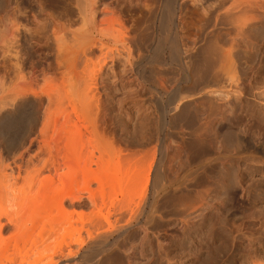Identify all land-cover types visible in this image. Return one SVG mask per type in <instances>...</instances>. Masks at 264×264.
<instances>
[{"label":"rangeland","instance_id":"obj_1","mask_svg":"<svg viewBox=\"0 0 264 264\" xmlns=\"http://www.w3.org/2000/svg\"><path fill=\"white\" fill-rule=\"evenodd\" d=\"M62 1L61 0H10L9 7L7 9L8 11H10V13L11 12L13 13V11L16 12V15L13 13V17L15 15V17L18 18V20H17V18H16V20L19 21V22H17L18 23V26H17L18 28H16L17 31L15 30L17 32V36H19V37L14 36L15 39L17 38L16 39L17 41L13 38L14 42L15 41L16 42H15V46H12L13 48L15 47L14 52L16 51V53H13L15 56L13 57V55H12V57L13 58L16 57L15 60H18V61L20 58V61L17 62V65H18L17 67L20 70H17V68H16L15 70H17V71H14V68H15L14 65L15 64H13V63H16V62L14 60H12L10 57L11 55H9L7 53L8 52V46H7V48H4V46L8 45V44L5 43V45L3 46L4 43L3 44L0 43V62L3 63V61L5 59H7L5 61H8V59L10 58L9 61L11 64L8 63L9 61L7 63L14 67V68H12V66H10L11 69L13 70L12 71L10 69L9 65L5 61H4L5 63H3V64L1 63L2 65L0 64V66H1L0 67L1 68L0 83H4V86H2V84L0 85L1 87H4V89L1 88V90H0V93H1L0 94V103L5 102V100L7 99V102L9 100H11L10 103L12 102L13 104H18L17 102H19L21 100L20 97L25 95L27 98L30 96L29 102L31 104L27 102L28 99H25L27 101L24 103V104H26V103L28 104V106H27V104L25 105L28 109L26 107L24 109V114L26 116L22 113L24 117L21 115L22 117H20V118L24 119L25 121L27 120L26 121L27 123L30 120L29 123H31V124L29 126L34 125V127L31 126L30 129H29L28 125H25L26 128L24 126H22V127L20 126L21 129H17V130L14 129L15 131L12 128V129L8 130L9 132L7 131V128L5 126L7 123L6 124H5V122L1 123V126H0L1 127L0 130H3V133H5V136H4V134H3V136H2V134H0V151H1L0 155L2 154L1 158H0V172L2 171L1 172L2 174L0 173L1 174L0 177L2 179H0V180H4L6 178L7 180L5 179L3 181V182L8 181L6 184H8L10 181H12V183L10 182V184H8V185H11L10 190L12 192L15 191L14 193L16 195H19V197L21 196V198H19L18 196H16L15 194H13L11 191L8 190L12 196V199L14 198L13 200H15L12 203L14 204V202H15L18 205L20 204L22 207V203H21L22 200L21 199H22V197L25 196L23 191L25 192V194L29 193V195H30L31 193L27 192L26 190L30 191L31 189L34 188L35 185H36L35 188L37 189L38 183L41 184L38 179L35 180V178H34V180L37 182L33 181L35 184L32 182L34 184V186L32 184L33 188L32 187H31V189L27 188V187H30L31 185H30L29 181H27L29 183V186L26 185L27 184L26 180H28V178H23V177H25L24 175H27L26 172H23L24 174L22 173L21 177L17 175L18 171L16 169V166H13V165H15V160H16L18 154H20L23 150L26 149L25 144L26 145L29 144L28 142H30L31 137L35 136L34 132H37L38 129H40L41 123H45V121H46V123H49V124L51 123L50 124L51 126L49 125L51 128L49 127L48 131H50V132L52 131V132L49 133V136L52 135V133H53V130H50V129H53L54 123H56V122L57 123L58 122L59 123H63V122L66 123L67 120L65 118H69V117L61 116V113L63 111H66L65 110V108H66L67 112L65 113V115L66 116L71 115V118H72V119L69 118V121L71 119V122L67 121V123L68 124L69 123L70 124L71 123H74V124L77 123L78 124V126H76L77 129H78V127L82 126V128L79 129L81 131L83 130L82 134H84L86 131H88L85 128L88 125H89L88 126L89 130L91 129V126H92L91 123H98V125H100L99 127L102 129V131L100 132V129H99L98 135L95 134V137L90 136L92 134L91 133L88 137L87 133H85V136L87 135V138L88 139L90 138L89 142L93 138L98 139L97 141L101 140V142H100L101 143L100 145L102 146L101 151L103 150V154L106 155V157H105L106 161L110 162L112 165H114V164L119 165V168L121 171L120 177L124 181H122V186L120 188L121 191H119L117 189L118 190L117 193L119 195L118 196L119 201L123 200L122 199L123 198L122 193L124 195H126L127 199L129 198L128 201L126 202V204H128V202H129L128 205H130L131 207L130 206L128 207V205H127V206H125L126 209H124V212L126 210V213L129 216L128 219H130L131 215H133L134 218L132 217V220H136V218L138 216H141L143 213V219L141 221V224L140 225L138 224V226H137L138 228L136 227L135 229H133L127 237L122 239L121 242H123V243L120 242V247H122V252H123L120 254L121 258L123 260V261H121L122 264H125V263L128 264V262H129V264H186V263L187 264H205L204 261L206 259V255H203L202 253L207 250L206 245L210 240L209 239L210 233L208 232V230L214 224L212 227L216 231V229H218V227H219L218 222L221 223V221H223V223H225L224 224L225 230L233 231V229L237 226V227H241V229L245 235H247L248 237L251 236L250 237L251 240L249 242L247 241V239H244L245 244L242 246L243 248L241 247L240 251L245 250V247L249 246V244H251L252 246L255 245L254 247H252V249L255 250V248H257V250H259L258 251L259 253H258L257 257L255 259H253V262L255 264H264V226L261 223V221H264V211H263L264 210V42H262L259 39H258L259 42L258 41L255 42V45L256 44H258V45H256L257 52L255 53L256 54L255 58L252 60V62L254 61L252 63V69L249 70L247 68L248 66L247 65L245 66L243 64L245 66V68L243 66V69L246 71H244L245 73H243L242 77H240V74L238 73V70H237V74L235 75L236 77L234 80H237V82H238L239 78L244 79L241 81V83H243V90H244V91H242L241 99L239 98V100H237L239 97V94L232 92L233 90H227V92L225 93L226 95L225 94L223 95V98H222L223 101H221L220 103H226V104L228 103L229 104V106H227L225 109L226 112L224 113L225 117L229 119L228 120L224 117L228 121L227 122V121H224L225 119L223 120L222 116L220 117V114H218L217 112L215 113V115H213V113H212L213 116L210 117L211 112L209 113L208 111H206V109L209 110V107H207V105L210 101H208V98L205 99V97L202 96L204 93L196 94L194 96L189 95L192 84L186 78V77H189V74L187 73V71H185L187 69L186 64H189L190 62H192V59L196 60L195 56L202 53V51H204V47L206 48L207 46L204 45V47H202L203 45H198V47L197 46L194 47L193 45L191 46V44L188 45L189 44L188 42H185V44L188 43L186 45L183 44L184 42L183 43L179 42L177 46L171 45L172 46L171 47L170 44L168 43L163 48L159 47L157 44V40L159 38V35L162 33L161 30H163V29H161L162 28L161 20L158 19L160 17H157V19H150L149 20L150 23H148L144 27L145 30L142 27V29H140V31L133 32V28H134L133 25H135V24H133L130 21V18H128L127 14L125 12L122 13V11H120L121 13L118 14L120 21L123 20L121 22H124V23H121L119 21L121 23V25H120V23L119 24L117 23V21H118L117 18H115L117 20V21L115 20L116 21L115 23H117V24H114V20H112L113 15L111 13L100 15L102 18L99 17L98 21L99 20L102 21V19H103L105 24L106 25L108 24L107 28H108L110 22H111V24L112 23L113 24L112 25L110 24L109 28L105 29L106 25L102 22V25L105 27H102V25H101L100 29H98L100 32V30L102 28H104L105 29L104 33L108 32L106 39H104L105 37L103 36V32H100V33H102V35H99L100 33L96 32V36H95L96 42L98 41V39L99 40L101 39L104 42L103 44L106 46V50H103V49L100 50L101 52L102 51L105 52V54L103 52L100 53L98 47H100V46H101V48H102V46H103V48H105V47H104V45H101L99 43L101 41H98L97 43L99 45L96 43L95 46H93L95 48H92L93 51L95 50V54H93V57H92L93 62L91 61L93 65L89 61L91 64L89 66L90 69L87 68L89 64H86V63H89L87 61V59L91 60L90 55L93 53V51H91L92 53L89 52L91 54L88 55L89 56L88 58H85L84 69L86 67V71L88 70L87 74L90 70L93 73V75L90 74L91 72H89L87 77H89L90 79L88 78V80H87V77H86V80H85V76H82V75H84V72H83V74H82V72L81 73L77 72V73L82 74L81 76L84 77L85 81L83 80L81 82V84L83 86L82 85H81L82 87L79 86L80 88L77 86L78 84H76V87L78 88V90L75 89V92L76 91L81 92L82 90L84 92V89L87 87L86 84H88V83L89 84L91 83L93 85L90 84L91 89H90V87H88L89 89H88L87 93H86V90H85V93H83L84 96H85V94L87 95L85 97H87V100L89 102L86 100L85 97L84 98L82 97L83 95L81 96L82 92L81 93L76 92L78 94V96L76 93H74L75 94L74 96H76V98L78 100V101L76 100L78 103L76 102L77 106H75V107H77L78 109H80V107H81V109H80L81 111L80 110L77 111L78 110L77 108H76L77 110L75 109L76 110L75 111L74 108H72V105H69V103L70 104L72 103L73 105H75L74 104L75 100H74V102H72V99L67 101V100H65L67 97L64 96V94H63V91L65 93V90H66L64 88L70 89L72 86L71 84L74 83V82H72L71 78L74 77L73 74L75 72L73 74H72V72L69 73L70 70L67 67L69 64H66L65 67H63L62 65L65 64V63L63 64V62H64L63 60L60 61V63H62V65H60V63L57 64L59 61L55 60L57 58L60 59L56 55L59 53V52L57 53L58 48H56L58 45H56L57 44L56 42H55L56 44L54 42L52 43V41H54V39H53L54 34H52L53 29L50 25V21L48 18L49 15L52 17H54V15L55 16L57 15L56 17H58V15H59V17L62 18V16L60 15L61 14L60 12H62L64 10V3ZM98 3H100V4H98ZM98 3H97V7L100 9H104V8H106V9L110 8L111 9V7H109L110 4H108L109 0H106V1L105 0H99ZM99 5H100V7H99ZM103 5H104V7H103ZM15 8H16V10H15ZM59 9H60V11H59ZM43 10H44V12H43ZM40 11H42V12L40 13ZM31 12H32V15L30 14ZM51 12H52V14H48ZM0 13H1V10H0ZM43 13H46L45 15H46L47 21H49V23H48L46 21V19L44 18L47 24L45 22H42V21H44V19H41L42 16H44ZM19 14H27V16L25 15L26 16L25 17L24 15H19ZM34 14H35V16H34ZM41 14H43V15H41ZM123 14H125V15H123ZM138 14L139 13L136 12V14H134V16H133L135 19L134 22L136 20H138V18L141 19L143 16L142 14H139V15ZM17 15H19V16H17ZM105 15H108V16H105ZM20 17H21V19H20ZM33 17H37L36 23H35V21H33V19H32ZM113 17H116V16H113ZM26 18H29V19L26 20ZM72 18H73V16H72ZM109 18L111 19L110 21H109ZM107 20L109 21V23ZM106 21H107V23H106ZM151 21H153V22H151ZM20 22H21V24H20ZM154 22H155V24H154ZM26 23H28V24H26ZM42 23H44V26H46L45 27L46 30L43 29L44 28V27H42L43 25L41 26ZM122 24H124V25L122 26ZM25 25H27V26H25ZM48 25L51 28H49ZM118 25L120 27H118ZM22 26H25L26 28L22 27ZM0 27L2 28V26H0ZM114 27L116 28V30ZM123 27H125V28L123 29ZM1 28H0V30H2ZM40 28H42L43 30L42 29L40 30ZM121 29H123V30H121ZM39 31L41 34H39ZM110 31L111 32L113 31V32L110 33ZM146 31H149V32H146ZM189 31H191V33L194 32L192 30H189ZM31 32H33V33H31ZM34 32H36V34L37 33L38 34L35 35ZM44 32H45L44 35H46L47 37L43 36L42 33H44ZM118 32H119V34H118ZM177 32H178L177 34L179 35V37H181L180 39H182V37L185 38L187 33L188 34L190 33V32H188V30H187V32H186V30H183V33H182V30L177 31ZM127 33L129 34L130 38L131 37L134 38V36H135V38L137 40L135 42H130V43L128 42L127 43V38L129 39V36H127L128 35ZM181 33H182V35H181ZM113 34H115V35H113ZM134 34H136V35H134ZM0 35H1V32H0ZM31 35H33V36H31ZM97 35H98V37H97ZM104 35H106V34H104ZM117 35H118V37H117ZM101 36L104 38L102 39ZM112 36H114V37H112ZM48 37H50L49 38L50 40H48ZM123 37H124V39H123ZM141 37L143 38V40ZM148 37L149 38L151 37V38L147 40L146 38H148ZM45 38H47V39L45 40V42H43ZM125 38H126V40H125ZM140 38H141V40H140ZM8 39H10V38H8ZM8 39L6 42H9V43L13 42V40H10V41H12V42H10V41H8ZM112 39H113L114 43L112 42ZM116 39H118V41ZM121 39H122V41H121ZM138 39H139V41H138ZM3 40H5V39H3ZM47 40L49 42H46ZM124 40L126 42H124ZM105 41H106V43H105ZM43 43L44 44L46 43V45L48 44L47 46L45 45L46 48H45ZM23 44L25 45V47ZM147 44H148V46H147ZM181 44H182V46H180ZM96 45H98V47H96ZM17 47H19V48H17ZM20 47H22V48H20ZM40 47H44L45 50H44V48H40ZM179 47H182L183 50H181V48H179ZM96 48L98 49V51H96L97 50ZM124 48H126L127 50H125ZM190 48H191V50H190ZM6 49H7V52H5ZM225 49H229V48L226 47ZM10 50H11V48H10ZM41 50H44V51L42 52ZM120 50H123V51H120ZM173 50H175V52ZM46 51H48V52H46ZM176 51H179L178 52L179 54H176ZM12 52H13V50H12ZM182 52L183 53L186 52V53L182 54V57H180ZM42 53H44V54H42ZM173 53H175V55H176L175 58H174L175 55ZM3 54L8 55L7 57H9V58L2 57ZM16 54H19V56ZM27 54H29V55H27ZM107 54L109 56H107ZM45 55H46V57H45ZM200 55L202 56V54H200ZM21 56L23 58H21ZM100 56L101 57L103 56V57L101 58ZM118 56H120V57L117 58ZM199 56H197V57H199ZM109 57H111V58H109ZM161 57H162V59H160ZM2 58H4V60ZM44 58H45V60H44ZM94 58H95V60H93ZM116 58L119 60H117ZM67 60H65V62ZM120 60H121V62H120ZM41 61H42V63H41ZM56 61H58V62H56ZM83 61H84V59L80 63H83ZM94 61H96V62H94ZM180 61H182V63ZM101 62H103V64ZM104 62H105V64H104ZM233 62L235 63L234 60H232V61L224 60L221 64V67H222V68H220L221 70L223 69V71H224V69H225L226 72L230 70L228 72L229 76L227 75L228 78H230V76L234 73V68H231L233 65ZM97 63L99 65L101 64L102 68ZM36 65H37V67H36ZM57 65H58V68L63 67L64 69H67L66 70V71H68L66 73L67 75H69V74L73 75V77H71V78L67 77L71 80L70 87L64 86L62 84L67 79L66 78L64 80L63 77H66V76H64L62 71H64V72H66V71L63 68L61 71V69L57 68ZM94 65L95 66L97 65L98 67L96 66V69H95ZM183 65L186 68H184ZM4 66L7 69H5ZM82 66H83V64H82ZM82 66H81V64H79L78 67H82ZM35 67H36V69H34ZM91 67L94 68L93 71L91 70ZM99 67L101 68V70ZM193 67L195 68L196 66L193 65ZM82 68H77V71H79L80 69L83 70ZM110 68H112L113 70ZM21 69H22V71H21ZM32 69H34V70H32ZM41 69H43V71ZM226 69H228V70H226ZM37 70H39V72H40L39 74L44 73V75H42V74L41 75L46 78V79L42 78V76H41V78L39 77L40 79L39 78L37 79V80H40V81H38L39 85H38L37 81L36 82L33 80L31 81V78H30L35 71L38 72ZM44 70H45V72H44ZM18 71H20V72H18ZM94 71H95V73H94ZM223 71H221V75L225 76L226 73L224 72L225 74H222ZM231 71H233L232 74H231ZM192 72L194 74L195 69ZM15 73H18V74L15 75ZM19 73H20V75H19ZM61 73H62V75H61ZM99 73H101V75ZM140 73H141V75H140ZM152 73L154 76L152 75ZM29 74H30V76H28ZM54 75H56V77ZM76 75H79V74L75 73V76ZM5 76H7V77H5ZM69 76H71V75H69ZM79 76H77L76 78L78 79ZM190 76H193V75H190ZM244 76H246V77H244ZM19 77H20V79H19ZM59 77H62L63 81H62V78L60 79ZM146 77H148V78H146ZM153 77H155V78H153ZM25 78H27V79H25ZM76 78L73 79V81L75 80V83H76V81H78ZM1 79H3V80H1ZM23 79H25V80H23ZM69 79H67V80L70 82ZM79 79L81 80L82 78H79ZM100 79H104V80H100ZM41 80L42 81L44 80L45 84L42 83ZM45 80L47 81V84H46ZM60 80L62 82H60ZM91 80H94V81H91ZM28 81L29 82L31 81V84H29V87L38 85L37 87L34 88V89L37 88L36 90H33V87L31 89V90L36 92V94H37L36 97L34 96L35 93L30 95L31 93H29V91H28L29 89L27 90V88H29L27 86L29 83ZM99 81H102V82H99ZM22 82H25V83H22ZM34 82L37 83V85L36 84L34 85L33 84ZM40 82H41V84H40ZM106 82H108V83H106ZM155 82H157L159 84L158 89L155 85ZM160 82H162V83H160ZM234 82L236 83V81H234ZM75 83L73 84V86L70 90V93L74 92L73 87H74ZM83 83L86 85V87L84 86ZM67 84L69 86L68 82H67ZM67 84L65 83V85H67ZM89 84H88V86H89ZM244 84H245V86H244ZM16 85H18V86H16ZM26 86H27V88H26ZM62 86H63V88H62ZM186 86H188V89ZM20 87H21V89L23 88L24 91L28 92L27 94L29 96H27V94L25 92L23 93V90L20 91ZM38 87L40 90L38 89ZM152 87H153V89H152ZM5 88H7V89H5ZM55 89L57 90L56 92L59 93V91H61V93L60 94L54 93ZM58 89H59V91H58ZM163 89H164V91H163ZM3 90L6 92H3V94H2ZM44 90H48V91H46L47 93L45 92V94H42L41 92L42 91L44 92ZM92 90H94V91H92ZM37 91H39V92H37ZM71 91H73V92H71ZM50 92L54 94L55 98L52 94H51V97H49ZM96 92H97V94H96ZM192 92L193 91H191V94H194ZM38 93L41 95L38 96ZM93 93H94V95H93ZM227 93H228V95H227ZM230 93H231V95H230ZM19 94H20V97H19ZM21 94H22V96H21ZM79 94H80V96H79ZM187 94H188V96H191V97H188ZM57 95H59V96L57 97ZM66 95L69 96L68 91H67ZM88 95H90V96L88 97ZM6 96H8V97H6ZM31 96H34L35 99L37 98L36 100L41 99L42 102L40 101L41 103L38 104L37 102H39V101H36L35 99L32 100V98H34V97L31 98ZM9 97H11V98L9 99ZM64 97H65V99H64ZM72 97H73V95H72ZM80 97L83 98V100ZM91 97L92 98L94 97V98L91 100ZM200 97H203V99ZM73 98L76 99L75 97H73ZM88 98H90V99H88ZM18 99H20V100H18ZM80 100H82V101H80ZM233 100H235L237 106L235 105V102ZM204 103H206V105H204ZM86 104H89V105L91 104V105L88 106ZM5 105L6 104L3 103V106H5ZM29 105H31V106H29ZM209 105H210V103H209ZM69 106H71V107H69ZM233 106L235 108H233ZM176 107H177V109L175 111L174 109ZM44 108H45V110H46V108H48L47 110H50V111H47V110L45 111L47 113L49 112L48 115H47V113H45V115H44ZM203 110H205V111H203ZM232 110H234V111H232ZM86 111H88V112L86 113ZM73 112H75L74 115H73ZM168 112H169V114H168ZM201 112L202 113L205 112V115H207L206 112L209 113L208 116L210 119L207 116H206V118H207L206 119L205 115L201 114ZM69 113H70V115H68ZM76 113L78 115H80L79 116L80 118L78 117L76 119V117L78 116ZM46 115L48 116V118ZM166 115L168 117L166 120H164L165 119L164 117ZM202 115H204V116H202ZM27 116H29V117H27ZM60 116L63 117L65 120L62 119ZM213 119H216V120H213ZM232 119H235L237 122L236 123H230V121ZM25 121H23V122H25ZM207 121H208V123L209 122L210 123L208 124ZM23 122L21 121V123H23ZM85 123L88 125H86ZM36 124H38L39 126ZM79 124L81 126H79ZM84 124H85V126H84ZM35 125H36V127H35ZM72 126H70V127L68 126V128H73ZM102 127H104V128H102ZM5 128H6V132H8L7 134L4 131ZM34 128H36V129H34ZM206 128L208 131L206 130ZM103 129H105V130H103ZM34 130H36V131H34ZM75 130L76 129L74 128L73 131H75ZM231 130H234L236 135H237L236 132H238V136L240 135L239 137L242 138L244 141L243 147L240 146V149L238 148L239 150H235V149L234 150H232V149L226 150L225 147L222 146L223 145L222 142H224L223 140H225V137L226 138L229 137ZM12 131H14V133ZM20 131H21V133H19ZM88 132H91V130ZM99 134H101V136L103 138L101 136H99ZM53 136H51V137H53ZM87 138H85L83 136V140L87 139ZM104 138H106V139H104ZM32 139H33V137H32ZM95 139H93V140H95ZM108 140H110L111 142ZM89 142H88V146H89ZM86 144H87V142H86ZM90 144H91V142H90ZM92 145H95V143L93 144V141H92ZM95 147H96V145H95ZM22 148H24V149L22 150ZM90 148H91V151H94V146H93V149L91 146H89L88 149L90 150ZM153 148H154V151H153ZM95 149H97V148H95ZM150 149H152V150H150ZM97 150H95L94 153H95V156H97V158H98L99 156H101L99 154L101 152H99L100 150L99 151H97ZM156 150H157V152H155ZM118 151H120V152L117 153ZM151 151H153V152H151ZM97 152H99V153H97ZM140 152H142L143 154L142 153L140 154ZM150 152L152 153V155L156 154V155H154L156 158H154V156H152V158L151 157L147 158L150 156ZM127 153L129 154L128 158H127V155H128ZM146 153H147V156H145ZM136 154H140V156H138V158H137V160H139V162H138L139 164H135L134 159H132L131 162H129V163L126 162V161H128L130 156L133 158V155H136ZM142 155H143V158H142L143 160L142 159L140 160V157ZM121 156L126 157L127 158L126 161H124L125 159L122 161ZM162 156L165 159V166H166L165 171H166V173H168L166 176H168V179L170 180V182L169 181L167 183L164 182L166 184H163L162 185L163 188L161 187V189L158 191V193L156 195H154L156 197L152 198V195H153V185L152 184L154 181V171L157 168V164H159L160 161L162 160L160 158ZM224 158H225V160H224ZM144 159L147 160L148 163H149V160L152 159V160H150L149 164L153 163L156 166H153V172H152L153 175H151L152 178L150 177L151 180L149 182V185H145V186L141 185V188L137 189L134 186L135 184L134 185L132 184L133 183V179H132L133 177L130 178V176L132 175V176L136 177L135 175H136V172L138 169V168L136 169V167H138V165L142 166L140 161L141 162L143 161L142 163L144 166L149 165L147 162L146 163L144 162ZM153 159H154V162H153ZM120 161L122 163H120ZM224 164L226 165L227 168L229 166H232V164H233V168L231 169V171H233L236 174V176L239 178V180L241 179L240 183H241L242 189L244 188L245 191H242V193H241V191H239L240 194L238 197L239 199L237 201L236 207L233 205L232 202L228 203V205H227V212L228 213L226 211H224V213H223L222 212L223 210H221V216H220V212L218 214L217 211H220L221 208H220V205H218L219 208L217 209V207H218L217 206L212 212L213 216H211L212 215L211 214L209 216L204 217L206 215L205 208L199 206V205H201L200 203L203 200L199 202V199H198V201H196L197 200L196 198H199V197H196V195L198 196V191L201 192L203 187L206 186L208 176H210V177L214 176V178H217L220 176L219 178L215 179L217 181L220 178H222L223 174H224L223 177H227L226 175L230 174L229 172L227 173L226 170L222 168ZM6 166H9V167H6ZM122 166H123L124 173L122 171ZM140 167L138 169V172L140 171ZM131 169L133 171H131ZM135 170H136V172H135ZM5 171H7V172H5ZM133 173H134V175H133ZM46 175H48V177H49V174H46ZM46 175H43L42 177H45ZM15 178H16V180H15ZM17 178H19L20 180ZM22 178L24 180H22ZM45 178H47V176ZM8 179H10V180H8ZM78 179H80V176L78 177ZM125 179H127V180H125ZM205 179H207V180H205ZM45 180H48V178ZM49 180H51L50 177H49ZM80 180H77V181L79 182ZM14 181H16V182H14ZM24 181L26 184H24ZM48 181L46 184V186H47L46 190L47 191L49 190L51 192L52 191L51 189H53V187H51V186H53V185L51 182H49L51 184V186L49 187ZM127 181L128 182L130 181L131 183L127 184ZM134 181L136 182L135 179H134ZM81 183H82V180H81ZM1 184H0V186H1ZM130 184H132V185H130ZM80 185H82V184H80ZM128 185H130V188L131 187L132 188L130 189ZM39 186L40 185H38V187ZM94 186H93V189L95 188L96 190H98V188H96L98 186H96V185H94ZM138 186L139 185H137V187ZM25 187H26V189H25ZM125 187H126V191H125ZM144 187H147V189ZM40 188H38V189H40ZM78 188L79 187L76 188V190H78V192L76 191L77 193L83 192L82 191L83 186L79 189ZM117 188H119V187L117 186ZM143 188L146 189V191ZM129 189L131 190V192L129 191ZM132 189H134L138 192L134 193V191ZM46 190H45V192H46ZM139 190L141 193L139 192ZM226 190L227 189L225 188L222 191H226ZM33 191L37 192V190H33ZM21 192L23 193L24 196H22ZM115 193H116V190H115ZM0 194H1V192H0ZM48 194H49V192H48ZM136 194H137V196H136ZM140 194H141V196H140ZM29 195L25 196L26 198L25 197L23 198L24 199L23 205H25V202H26L25 199H27V201H28V199L29 198L31 199V197L34 194H32L30 197H29ZM84 195H86V193H84ZM1 196H2V194L0 195V199L3 198ZM13 196H16V197H13ZM142 196L144 197L143 200H142V198H143ZM18 198H19V200H18ZM7 202H8V204L5 203L6 207L3 206L4 208H7V206L9 204H12L11 201H10V203H9V201H7ZM28 202L31 203L30 200ZM68 202H69L68 200L65 202L66 207H68L70 205V203H68ZM84 203H86V204H82V205L83 206L85 205L84 210L88 213V211H90V210L88 209L89 207L87 206V201ZM203 203H205V202H202V204ZM213 203H215V202H213ZM13 204H12V210L15 207ZM122 204L124 206V203H122ZM150 204H152V205H150ZM17 206L15 207V209H17V211H18L19 207H17ZM26 206H29V205H26ZM26 206H24V207H26ZM194 206H196L197 210H195ZM200 207H201V209H200ZM192 208H194V209H192ZM229 208H230V210H229ZM144 210L147 212H145ZM128 211H129V214H128ZM187 211H189V212H187ZM258 211H263V213L257 214ZM134 213H135V215H134ZM180 214L182 215V217ZM218 215L221 218H219ZM215 216H216V218H215ZM205 218H207V220ZM212 218H214V219L212 220ZM1 220L3 221V223H5L7 221V219L4 216ZM210 220H211V223H210ZM234 220H235V222H234ZM182 221L188 222L185 224L186 226L182 224ZM216 221H218V222H216ZM80 222L77 224V226H74V228H71L68 225L67 226L63 225V226H65V227H63L62 223H61L59 225L60 228L59 229L57 228L58 230H56V228L53 229L52 226L49 225L47 227V231L44 234L45 240H47V241L44 240L45 245L43 243H42L43 245L41 244L43 246L40 249L41 251L38 253V256H35L34 258L31 259L30 264H53V263L59 264V261H61V255H62V254H60L61 250L63 251V249H64L63 253H67L66 250L68 249V247H66V246L69 245V243H68L69 237L67 238V236L68 235L70 236V234L72 235V233H73V235H75L76 232H77V235L80 234L82 236L83 235L85 236L86 230H85V226L83 224L86 222H85V220L82 222V224ZM148 222H150V223H148ZM231 222H232V224H231ZM207 225L208 226L211 225V226L208 227ZM56 227H58V225ZM62 227H63V230H62ZM48 228L49 229L51 228L53 231L51 232V229L49 230ZM143 229L146 230L148 233H146V231H144ZM230 229H232V230H230ZM54 230H56V231H54ZM12 231H13V229L11 228V226L8 227L7 230H5L3 237L7 238V239L10 237L12 238L13 237ZM48 231H50L49 232L50 234L48 233ZM60 231H62V232H60ZM133 235L134 236L136 235V236L134 237ZM64 236H66V238ZM132 236L134 238H132ZM143 237H145V238H143ZM11 238L9 240H11ZM36 239H38L37 240L38 242L40 241V239L38 237ZM65 239H67V240H65ZM146 239H148V240L146 241ZM15 240L16 241L18 240L17 237L12 238L11 244L9 243L10 244L9 247L13 246L12 245L13 242H15L14 245L16 244ZM65 241H67V242H65ZM63 246H64V248H63ZM216 246L219 247V244L217 243V245H214L213 247L216 248ZM58 247L63 248V249L59 250ZM65 248H66V250H65ZM226 248L227 247H225V249ZM12 249L13 248H11V250H10V248H9L7 250V252L5 253L7 256L11 252V254L9 256H7L8 259H11V260L14 257H10V256H12V255L14 256V254H12V253H15L14 250H12ZM225 251H228V248ZM131 252H133V253H131ZM24 253H25V251H23V254ZM5 254H3V256L5 257V260H7ZM59 254H60V256H59ZM179 254H184L187 256H182V259L180 261L179 259L177 260V258H176V256ZM16 255H18V254H16ZM3 256L0 257V260H1V258H3V260H4ZM18 257H21V256L19 255ZM16 260L18 262L20 260V262H21L20 258H16ZM243 260H244V258H241V259H239V261L237 263L233 260H229L225 264H239V263L241 264ZM2 262L3 261H1V264H2ZM7 262H9L8 264H11L10 261H7ZM7 262H5L4 264H7ZM107 262H109V261H106V263ZM16 264H17V262H16ZM77 264H81V263H77ZM107 264H109V263H107Z\"/></svg>","mask_w":264,"mask_h":264},{"label":"bare ground","instance_id":"obj_2","mask_svg":"<svg viewBox=\"0 0 264 264\" xmlns=\"http://www.w3.org/2000/svg\"><path fill=\"white\" fill-rule=\"evenodd\" d=\"M98 1L99 0H97V1L96 0H63L62 2L64 3V10L63 11L61 10L62 12H60L61 13L60 15L62 16V18H60L59 15H58V17H56L57 15L56 16L54 15V17H52L50 15H49V17L47 16L49 18L50 25H51V27L53 29V30L51 29L53 31V33L52 32L51 33L54 34V37H53L54 41H52V43L53 42L54 43L56 42L57 44L56 43L55 44L58 45L56 48H58L57 53L58 52L59 53L58 54L55 53V54L60 59H58L56 57L57 59H55V60H58L59 61V62L56 61V62H58L57 64H59L60 61L63 60L64 61L63 64L64 63L65 64L62 65V63H60V65H62L63 67H65L66 64H69L67 66L68 69L70 70L69 73L72 72V74H73L75 72L76 74H79L80 76L79 75H76L75 76V73L73 74L74 77H73L72 74H69V75H71V76H69V75L66 74L68 72V71H66L67 69H64L62 67L66 71V72H64V71H62V68H60V67L58 68V65H57V68L58 69H61V71L63 72L64 76H66V77H63L64 80L67 77H69V78L73 77V78H71V80H72V82L75 83V80L73 81L74 78H76L77 76H79V78H82L81 80L79 78L78 79L76 78L78 81H76V83H75V85L73 87L74 92L71 91L73 93H70V90H71V88H72V86H73L74 83L71 84L72 86H71L70 89L64 88V89H66L68 91L69 96L66 95L67 94V91L66 90H65V93L63 91L64 96L67 97L66 99L64 97L65 100L69 101L70 99H72V102H74V100H75V103H74L75 105H73L72 103L70 104L68 102L69 105H72V108H74V110L77 108L75 106H77L76 102L78 101L77 98H76V96H74L75 95L74 93H76V92L79 93L80 92V91H76L75 92V89L78 90V88L76 87V84H78L77 85L78 87L79 86L82 87L83 85L81 84V82L84 80V77H82V76H85V80H86V77L88 76L89 72H91L89 70V72L87 74V71L88 70L86 71V67L84 69V66H85V58H88L89 57L88 55H90L92 53L91 51H93L92 48H95L93 46H95V44L98 41H101L99 43L101 45H104L103 44L104 42L101 39L99 40L97 38L98 41L96 42V37H95L96 36V32L97 33L103 32V36L105 38L101 36L102 39L103 38L106 39V36L108 34V32L107 33H104V31L107 28V25L108 24L106 25L105 22L103 21V19H102V21L99 20L101 22L100 23L98 21V19H99V17H101L100 15H104V14H107V13H111L113 16H116V17H113L112 16V20H114V24H117V23L119 24L121 21H123V20L120 21V18H119V15H118L119 13H121L120 11H122V13L125 12L127 14L128 18H130V21L133 24H135V25H133L134 26L133 32L140 31V29H142V27L144 28L148 23H150V21H149L150 19H157V17H160L158 19L161 20V24H162L161 25L162 26L161 29H163V30L160 29L162 31V33H161L162 35L160 34L161 36L159 35V38L157 40V44H158L159 47H162L163 48L168 43L170 44V46L171 45L177 46L179 42H182V43L184 42L183 44H185V42H188L189 44L188 43H186V44H188V45L191 44V46L193 45L194 47L195 46L198 47V45H203L202 47H204V45L207 46L206 48L204 47V51H202V53H200V54H202V56L199 54L201 57L199 55H197L200 58L197 57V56H195L196 60H194V59L191 58L192 59V62L189 61L190 62L189 63L190 65L189 64H186L187 65V69L185 71H187V73L189 74V77H186V78L192 84L189 95H193L194 96L196 94H200V93L202 94V93H204L202 96H204L205 99L208 98V101H210L209 102L210 105H209V103L207 105V107H209V110L206 109V111H208L209 113L211 112L210 113V115H211L210 117H212L213 115H215V113L217 112L218 114H220V117L222 116V119L223 120L226 118L225 115H224V113L226 112L225 109H226L227 106H229V104L228 103L227 104L226 103H220L221 101H223L222 100L223 95L227 92V90H233L232 92H235L236 94H239V97H238L237 100H239V98L241 99L242 91H244L243 90V83H241V81L244 80V79L239 78L238 79V82H237V80H234L235 77H236L235 75L237 74V70H238V73L240 74V77H242L243 76V73H245L244 71H246V70L243 69V66L244 65L245 66L247 65L248 66L247 68L249 70L252 69V63L254 62V61L252 62V60L255 58V55H256L255 53L257 52L256 45H258V44L255 45V42L258 41V39L261 40L262 42H264V0H109V3L108 4H110L109 7H111V9L110 8H108V9H106V8H104V9L98 8L97 7ZM100 3H98V4H100ZM9 4H10V0H1L0 1V8H1L0 9L1 10V13H0L1 14L0 15V24L1 25L0 26H2V28L0 27L2 29V30H0V32H1V35H0V43L1 44L4 43L3 46L5 45V43L8 44V45H5L6 47L4 46V48H7V46H8V52H7V49L5 50V52H7L9 55H11L10 56L11 59L16 62V63H13L12 62L13 64H15L14 65L15 68L12 65H10L11 63L9 61L10 58L7 57L8 55L5 54L6 55L5 56L3 54L2 57L9 58L8 59L9 62L8 61H5L7 59H5V60H4V58H2V59L6 63L7 62L10 63V64L7 63L9 65V67L12 66V68H14V71H17V70H20L17 67L18 66L17 65V62L20 61V58H19V61L18 60H15L16 57L13 58L15 56L13 53H16V51L14 52V50H15L14 48L15 47L13 48L12 46H15V42L17 41L16 40L17 38L15 39L14 36L15 37H19V36H17V32H16L17 31L16 28H18L17 27L18 26V23L17 22H19V21H17L18 18L15 17L16 12L13 11V13L15 14L14 17H13V13L12 12L10 13V11L7 10L8 7H9ZM104 5H103V7H104ZM99 7H100V5H99ZM15 10H16V8H15ZM59 11H60V9H59ZM41 12L42 11H40V13ZM43 12H44V10H43ZM136 12H138L139 14H142L144 17L142 16L143 19L142 18L141 19L138 18V20H136L134 22L135 19H134L133 16H134V14H136ZM46 13H43L45 17L42 16L41 19H44L45 18L46 21H47V18H46V15H45ZM30 14L32 15V12ZM43 14H41V15H43ZM48 14H52V12L51 13H48ZM19 15H24V16L26 15L27 16V14H19ZM19 15H17V16H19ZM123 15H125V14H123ZM34 16H35V14H34ZM72 16H73V18H72ZM105 16H108V15H105ZM16 18H17V20H16ZM115 18H117L118 21ZM20 19H21V17H20ZM27 19H29V18H26V20ZM32 19L36 23L37 17H33ZM45 19L42 22H45L46 23ZM110 20L111 19L109 18V21ZM115 20L117 21V23H115L116 22ZM49 21H47V22L49 23ZM107 21H106V23H107ZM109 21H108V23H109ZM102 22L106 25V27L102 25ZM151 22H153V21H151ZM121 23H124V22H121ZM121 23H120V25H121ZM20 24H21V22H20ZM26 24H28V23H26ZM110 24H111V22H110ZM110 24H109V26H110ZM154 24H155V22H154ZM101 25H102V27H105V29L102 28L103 30L101 29L102 31L100 30V32H99L98 29H100ZM123 25L124 24H122V26ZM25 26H27V25H25ZM25 26H22V27H25ZM41 26L44 27L43 28L44 30H46V28H45L46 26H44V23H42ZM109 26H108V28H109ZM51 27L49 26V28H51ZM118 27H120V26L118 25ZM124 28L125 27H123V29ZM41 29L42 28H40V30ZM123 29H121V30H123ZM115 30H116V28H115ZM144 30H145V28H144ZM180 30H182V33H183V30H186V32L188 30V32H190V33H191V31H189V30H192L194 32H192L191 34L190 33L189 34L187 33L188 36L186 35L185 38L182 37V39H180L181 37H179V35L177 34L178 33L177 31H180ZM149 31H146V32H149ZM112 32L110 31V33H112ZM31 33H33V32H31ZM182 33H181V35H182ZM34 34L37 35L38 33L36 34V32H34ZM39 34H41L40 31H39ZM42 34H43V36H46V35H44L45 32L42 33ZM104 34H106V35H104ZM118 34H119V32H118ZM99 35H102V33H100ZM113 35H115V34H113ZM134 35H136V34H134ZM31 36H33V35H31ZM127 36H129V34ZM97 37H98V35H97ZM112 37H114V36H112ZM117 37H118V35H117ZM8 38H10V39H8ZM13 38L16 40L15 42H14V39ZM49 38L50 37H48V40H50ZM126 38H125V40H126ZM141 38H140V40H141ZM150 38L148 37L146 39L148 40ZM3 39H5V40H3ZM7 39H8V41L13 40L14 43L12 41H10V42H12L13 44L12 43H9V42H6ZM46 39L47 38H45L43 42H45ZM123 39H124V37H123ZM48 40L46 42H49ZM116 40L118 41V39H116ZM125 40H124V42H126ZM136 40L137 39L135 38V36H134V38H132V37L130 38V36H129V39L127 38V43L128 42L129 43L130 42H135ZM142 40H143V38H142ZM121 41H122V39H121ZM138 41H139V39H138ZM112 42H113V39H112ZM105 43H106V41H105ZM45 45H46V43L44 44V46ZM98 45H96V47H98ZM46 46H45V48H46ZM147 46H148V44H147ZM180 46H182V44ZM24 47H25V45H24ZM104 47L105 48H103V46H102V48H101V46L98 47L99 51L102 50V49L103 50H106V46L105 45H104ZM226 47H228L229 49H225ZM10 48H11V50H10ZM17 48H19V47H17ZM20 48H22V47H20ZM40 48H44V47H40ZM45 48H44V50H45ZM179 48H181V50H183L182 47H179ZM98 49L96 51H98ZM124 49L127 50L126 48H124ZM12 50H13V52H12ZM44 50H41V51L43 52ZM123 50H120V51H123ZM190 50H191V48H190ZM173 51L175 52V50H173ZM46 52H48V51H46ZM89 52H91V53H89ZM102 52L100 51V53H102ZM178 52L179 51H176V54H179ZM103 53L105 54V52H103ZM184 53H186V52H184ZM184 53L182 52L180 57H182V54H184ZM42 54H44V53H42ZM93 54H95V50L90 55L91 60L90 59H87L88 62L89 61L90 62L92 61ZM173 54L175 55V53H173ZM12 55H13V57H12ZM16 55L19 56V54H16ZM27 55H29V54H27ZM107 56H109V55L107 54ZM45 57H46V55H45ZM119 57L120 56H118L117 58H119ZM175 57H176V55L174 56V58ZM21 58H23V57L21 56ZM109 58H111V57H109ZM64 59L65 60L68 59L66 61L67 63L65 62ZM83 59H84L83 63H80V62H82ZM160 59H162V57ZM44 60H45V58H44ZM93 60H95V58ZM117 60H119V59H117ZM224 60H226V61H232V60H234L235 61V63L233 62L232 67L230 66L231 68H234V73H233V71H231V74L232 73L233 74L230 76V78H228V76H229L228 75V72L230 70L226 72L225 69H224V71H223V69L222 70L220 69V68H222L221 67V64H222V62ZM4 61H3V63H5ZM42 61H41V63H42ZM90 62L89 63H86V64H89L88 67H87L89 69H90L89 66L92 64L93 61L91 62V64H90ZM94 62H96V61H94ZM105 62H104V64H105ZM120 62H121V60H120ZM180 62L182 63V61H180ZM1 63L2 62H0V64ZM101 63L103 64V62H101ZM79 64H81V66L83 64V66H82L83 68L82 67H78ZM193 65H195L196 67L194 68ZM96 66L94 67L95 69H96ZM99 66L101 67V64ZM245 66H244V68H245ZM36 67H37V65H36ZM36 67L34 69H36ZM16 68H17V70H15ZM77 68H82L83 70L80 69L79 71H77ZM94 68L91 67V70L93 71ZM101 68H100V70H101ZM184 68H186V67L184 66ZM5 69H7V68L5 67ZM10 69H11V67H10ZM34 69H32V70H34ZM110 69H112V68H110ZM194 69H195V72L193 74L192 71H194ZM41 70L43 71V69H41ZM45 70H44V72H45ZM220 70L223 71L222 74H225L226 73V75L225 76L221 75V71ZM226 70H228V69H226ZM21 71H22V69H21ZM37 71L38 72L35 71L33 73V75L30 77L31 78V81L33 80L35 82L36 81L38 82L40 80H37V79L39 77L41 78V76L44 75V73L43 74L41 73L42 75L39 74L40 73L39 70H37ZM18 72H20V71H18ZM77 72H80V73L82 72V74L84 72V75H82L80 73H77ZM94 73H95V71H94ZM0 74H1V68H0ZM16 74H18V73H15V75ZM90 74L93 75L92 72ZM99 74L101 75V73H99ZM19 75H20V73H19ZM61 75H62V73H61ZM140 75H141V73H140ZM152 75H153V73H152ZM190 75H193V76H190ZM28 76H30V74ZM54 76L56 77V75H54ZM5 77H7V76H5ZM244 77H246V76H244ZM42 78H45V77L42 76ZM59 78L61 79L62 77H59ZM63 78H62V81H63ZM69 78H67V79H69ZM88 78L89 77H87V80H88ZM146 78H148V77H146ZM153 78H155V77H153ZM19 79H20V77H19ZM25 79H27V78H25ZM25 79H23V80H25ZM67 79L64 82L66 84L68 82L69 83V86H68V84L65 85L64 82L62 84L64 86L70 87L71 80L69 79L70 80V82H69ZM104 79H100V80H104ZM1 80H3V79H1ZM31 81L30 82L28 81L29 82L28 85H27L28 87H29V84H31ZM62 81L60 80V82H62ZM91 81H94V80H91ZM232 81L233 82L236 81V83L234 82L236 85ZM25 82H22V83H25ZM35 82L33 84L34 85L35 84L37 85V83H35ZM41 82L44 83V80L43 81L41 80ZM41 82H40V84H41ZM99 82H102V81H99ZM106 83H108V82H106ZM160 83H162V82H160ZM1 84H2V86H4V83H0V85ZM46 84H47V81H46ZM88 84H86L87 87L84 84V86L86 88L85 87H84L85 89L83 88L84 89V92H83V90L81 91L82 92L81 96L83 95L82 96L83 98L85 96H87L86 94H85V96L83 94V93H85V90H86V93H87V91L89 89L88 87H90V89H91V85H93V84L90 83L91 85L89 84V86H88ZM38 85H39V82H38ZM155 85H156V87L158 89V85L159 84L157 82H155ZM16 86H18V85H16ZM27 86H26V88H27ZM37 86H32L33 87V90H36L37 88L36 89H34V88L37 87ZM244 86H245V84H244ZM32 87L27 88V90L29 89L28 91H29V93H31L30 95H32L33 93H35L34 96L36 97L37 94H36L35 91L31 90ZM186 87L188 89V86H186ZM1 88L4 89V87H1L0 86V90H1ZM62 88H63V86H62ZM5 89H7V88H5ZM38 89H39V87H38ZM152 89H153V87H152ZM21 90H23V88L21 89V87H20V91ZM46 91H48V90H44V92L42 91L41 93L42 94H45ZM56 91L57 90L55 89V92L54 93H58ZM58 91H59V89H58ZM92 91H94V90H92ZM163 91H164V89H163ZM191 91H193L192 93H194V94H191ZM3 92H6V91L3 90L2 91V94H3ZM24 92L26 94L28 93V92H26V91L23 90V93ZM37 92H39V91H37ZM51 92H50V96L48 95L49 97H51V94L54 96V94L51 93ZM60 93H61V91H59L58 94H60ZM96 94H97V92H96ZM39 95H41V94L38 93V96ZM72 95L76 99H74L72 97ZM93 95H94V93H93ZM227 95H228V93H227ZM230 95H231V93H230ZM21 96H22V94H21ZM27 96H29V95L27 94ZM34 96H31V98L34 97ZM58 96L59 95H57V97ZM77 96H78V94H77ZM79 96H80V94H79ZM89 96L90 95H88V97ZM187 96H188V94H187ZM6 97H8V96H6ZM19 97H20V94H19ZM29 97L26 98L25 95L22 96V97H20L21 100L18 99V100H20L19 102H17L18 104H13L12 102H11L12 103L11 104L10 103L11 100H9L11 97H9V99H8L9 101L8 102H7V99L5 98L6 100L3 103L6 104V105L3 106V103H0V126H1V123H4L5 122V124L7 123L5 125L6 128H7V131L10 130V129H12V128H13V130L14 129H16V130L17 129H21V127L22 126L25 127V125H28V127L30 129V127L32 126V125L29 126L31 124V123H29L30 120L27 123L26 122L27 120L25 121L24 119L20 118V117L23 116L24 109L26 107L25 105L27 104V103L24 104L27 101L25 99H28L27 102L30 103L29 102L30 101L29 100ZM35 97L32 98V100H34ZM188 97H191V96H188ZM54 98H55V96H54ZM83 98H81V99L83 100ZM85 98L87 100V97H85ZM93 98L91 97V100ZM200 98L203 99V97H200ZM88 99H90V98H88ZM82 100H80V101H82ZM235 100H233V101L235 102ZM36 101H39V102H37L38 104H40L42 102L41 99L40 100L38 99ZM86 105L90 106L91 104L90 105L89 104H86ZM204 105H206V103H204ZM235 105H236V102H235ZM27 106H28V104H27ZM29 106H31V105H29ZM69 107H71V106H69ZM233 108H235V107L233 106ZM47 109L48 108H46V110ZM80 109H81V107H80ZM80 109H78L77 111H79ZM176 109H177V107L174 110L176 111ZM46 110L44 108V115H45V113H47V112H45ZM65 110L66 111H63L61 113V116L71 118L70 113L72 111L68 114L70 116H66L65 113L67 112V109L65 108ZM47 111H50V110H47ZM203 111H205V110H203ZM232 111H234V110H232ZM87 112L88 111H86V113ZM202 112H201V114H204L205 115V112L204 113H202ZM74 113L75 112H73V115H74ZM209 113L206 112L207 115H205V118H206V116L209 118V116H208ZM212 113H213V115H212ZM48 114H49V112L47 113V115ZM168 114H169V112H168ZM204 115H202V116H204ZM79 116L80 115H78L76 117V119ZM27 117H29V116H27ZM167 117L168 116L166 115L164 117L165 118L164 120H166ZM47 118H48V116H47ZM61 118L64 119L63 117H61ZM69 118H65V119L68 122H71V119L72 118L70 119V121H69ZM226 119H228V118H226ZM226 119L224 121H227ZM213 120H216V119H213ZM232 120H231L232 122L230 121V123H236L237 122L235 119H232ZM21 121L22 122L25 121L26 123L25 122L21 123ZM67 121H66V123H64V122L63 123H59V122L58 123L57 122L54 123L53 124L54 127L52 126L53 129H50V130H53V133L54 134L52 133V135H50V136H49V133H51L52 131L50 132L48 130H49V127L51 126L50 125L51 123L50 124L49 123H46V121H45V123H41L40 129L37 128L38 129V131H37L38 133L37 132H34V135L35 136H32L33 139L31 137L30 142H28L29 144H27L28 146L25 144L26 149L23 150L24 148H22L23 151L21 153L19 152L20 154H18V156H17V158L15 160V165H13V166H16V169L18 171L17 175L21 177V175H22L23 172H26V174H27V175H24L25 177H23V178H28V180H26V183L27 184L25 183V181H24V184H26V185L29 186V183H30V185H31L30 187H27L26 186L27 188H30L31 189L32 184L34 182H37V181H35L37 179L41 183V184L38 183V185H40V186L38 187V185H37V189L35 188L36 185L34 186V184H35L34 183L33 184L34 188L32 187L33 189H31L32 191L31 190L30 191L26 190L27 192H30L31 193L30 195H29V193H26L25 194V192L23 191V193H24L25 196H28L29 195V197H30L32 194L35 195V196L33 195L34 197L32 196L31 199L30 198L28 199V201L30 200L31 203H29L27 201V199H25L27 203L25 202V205H23V202H24V199L23 198L25 196L21 192L22 193V196H24L21 199L22 200L21 201L22 207H21L20 204L18 205L15 202L13 204L12 202L15 201V200H13L14 198L12 199V196H11V194L9 192V191H11L10 190V186L11 185H8V184H10V182L12 183V181H10L8 184H6L8 181L3 182L6 178L4 180H0L1 183L2 182L4 183V184L3 183L2 184L0 183L1 184V186H0V192L2 194L1 197H3V198L0 199V209H1L0 210V212H1L0 213V242H1L0 243V257L3 256V254H5L9 248H10V250H11V248H13L12 250H14V252H15V253H12V254H14V256L13 255L10 256V257H14V258H12V260L11 259H8V257H7V256H9L11 254V252L7 256L5 254L7 260H5V257L3 256L4 257V260H3V258H1L0 264H1V261H3V262L4 261L5 262L10 261L11 264H16V262H17V264L18 263L19 264H30L31 263L30 262L31 259L34 258L35 256H38V253L41 251L40 250L41 247H43L42 245L43 244L45 245V242H44L45 236H44V234L47 231V227L49 225H51L53 229L56 228V230H58L60 228L59 225L61 223H62V226L63 225H66V226L68 225L71 228H74V226H77V224L80 221H81L80 223L82 224V222L84 220L86 222V223L83 224L85 226V230H86L85 231V236L84 235L82 236L80 234L77 235V232H76L75 235H73V233H72V235L70 234V236L68 235L67 238L69 237V239H68L69 240V242H68L69 245L68 244H67L68 246L65 245L66 247H68L67 250L65 248V250L67 251V253H63L64 252V249H63L64 246H63V248H59L62 244L58 247L59 250L63 249V251L61 250V253H60L62 255H61V261H59V264H77V263H81V264H107V263H109V264H122L121 261H123V260H122L120 254L123 253V252H122V247H120V242L122 241V239H124L125 237H127L130 234V232L138 226V224L139 225L141 224V221L143 219V213H142L141 216H138L136 218V220H132L133 215H131L130 219H128L129 216L126 213V210L124 212V209H126L125 206H127L129 204V202H128V204H126V202L128 201L129 198L127 199L126 195H124L121 192L122 193V196H123V198H122L123 200L119 201V199H118V196L119 195H118L117 192H118V190L121 191L120 188L122 186V181H124L120 177L121 171H120L119 165L118 164L112 165L110 162L106 161V159H105L106 155L103 154V150L101 151V149H102V146L100 145L101 144L100 143L101 140L100 141H97L98 139H95V138L92 137L96 141L92 139L90 141L91 142V144H90V142H89L90 138L89 139L87 138V135L89 137V135L91 133L92 134L90 136H94L95 137V134L98 135L99 129H100V132L102 131V129L99 127L100 125H98V123H91L92 124L91 129H90L91 132H88V131H90L89 128H88L89 125L85 123L86 125H88L87 127H85L88 130V131L85 132V133H87V135L85 136V133L82 134V131L83 130L82 131L79 130L80 128H82V126H81L82 124L81 123H80L81 125L79 124V126H81V127H78V129H77V127H76V126H78L77 123L76 124L71 123L73 125L72 126L70 123L68 124ZM207 123H208V121H207ZM85 124H84V126H85ZM36 125H38V124H36ZM36 125H35V127H36ZM68 126L69 127L72 126L73 128H68ZM32 127H34V125ZM6 128L4 129L5 132H6ZM74 128L76 129L75 131H73ZM102 128H104V127H102ZM0 129H1V127H0ZM34 129H36V128H34ZM103 130H105V129H103ZM206 130H207V128H206ZM234 130H231L229 137H227V138L225 137V140H223L224 142H222L223 143L222 146L225 147L226 150L227 149H230V150L231 149L232 150H234V149L235 150H239L240 149V146L243 147V143H244L243 139L239 137L240 135L238 136V132H236L237 133V135H236ZM14 131H12V132L14 133ZM34 131H36V130H34ZM8 132H6V134ZM19 133H21V131ZM0 134H2V136L4 134V136H5V133H3V130H0ZM82 135L85 138H87V139H84L83 140V136ZM51 136H53V137H51ZM99 136H101V134H99ZM104 139H106V138H104ZM92 141H93V144L95 143L96 147H95V145H92ZM108 141H110V140H108ZM86 142H87V144H86ZM88 142H89V146H91L92 149H93V146H94V151L97 150V149H98L97 151L100 150L99 152H101L102 154L99 153V152H97V153H99L101 156H99L97 158V156H95L94 151H91V148H90V150L88 149L89 148ZM95 148H97V149H95ZM150 150H152V149H150ZM153 151H154V148H153ZM153 151H151V152H153ZM119 152L120 151H118L117 153H119ZM151 152H150V156L147 157V158H150V157L152 158V156L156 155V154L152 155ZM155 152H157V150ZM141 153L142 152H140V154ZM140 154L133 155V158L130 156L129 159H128V161H126V159L128 158L129 154L127 155V158L124 157L125 155L123 156L124 158L121 156V159H122V161L125 159L124 161H126L127 163L131 162V160L134 159L135 160L134 163L135 164H139L138 163L139 160H137V158H138V156H140ZM1 155H0V158H1ZM145 156H147V153H146ZM142 158H143V155L140 157V160ZM154 158H156V157L154 156ZM160 158L162 160L160 161L159 164H157V168L154 171V181H153V184H152L153 185V195H152V198L153 197H156L154 195H156L158 193V191L161 189V187H162L163 184H166L168 181L170 182V180L168 179V176H166L168 173H166V171H165V167H166L165 166V159H164L163 156L160 157ZM147 160L144 159V162L145 163L146 162L148 163ZM150 160H152V159H150ZM150 160H149V163H150ZM224 160H225V158H224ZM142 162L140 161V163L142 164V166L141 165H138V167H136L137 165L135 166L136 169L137 168L139 169V167L141 166L139 172H138V169H137V172L135 170V172H136V175L135 176L136 177H134L132 175L130 176V178L133 177L132 178L133 179V183L132 184L133 185L135 184L134 186L137 189L141 188V185H143V186L149 185V182L151 180L150 177H151V175H153L152 174V172H153V166H156L153 163H151V164L148 163L149 165L144 166ZM153 162H154V159H153ZM120 163H122V162L120 161ZM6 167H9V166H6ZM222 168L225 169L226 172L227 173L229 172L230 174L229 175L228 174L227 175L225 174L227 177H223L224 174H223V176L221 175L222 178H220L217 181L215 179L219 178L220 176L217 177V178H214V176L213 177L208 176V180L205 179V180H207L206 186H204V187L202 186L203 187L202 191L201 190H200L201 192L198 191V196L196 195V197H199V198H196L197 199L196 201H198V199H199V202L202 201V200H203L202 202H205V203H203L204 205L202 204V202L200 203L201 205H199V206L205 208L206 215L204 217L211 215L212 212H213V210L218 205H220V208H221L220 211H217L218 214L220 212V216H221V210H223L222 211L223 213H224V211L227 212V205H228V203L232 202L233 205L236 207L237 201L239 199L238 197H239V194H240L239 191H241V193H242V191H245L244 188L242 189V186H241V183H240V180L241 179L239 180V178L236 176V174L233 171H231V169L233 168V164H232V166H229L228 168L224 164ZM122 171H123V166H122ZM131 171H133V170L131 169ZM5 172H7V171H5ZM123 173H124V171H123ZM46 174H49V177H50L51 180H49V177ZM43 175H46L49 181L48 180H45L47 178H45L46 176L45 177H42ZM133 175H134V173H133ZM79 176H80V179L82 180V183H81V180L78 179ZM19 178H17V179H19ZM23 178H22V180H24ZM34 178H35V180H34ZM0 179H2V178L0 177ZM134 179L136 180V182L134 181ZM8 180H10V179H8ZM15 180H16V178H15ZM77 180H80L79 181L80 183ZM125 180H127V179H125ZM27 181H29V183ZM47 181H48V183L49 182L52 183L53 186H51L50 183L48 185H49V187L50 186L53 187V189L50 188L53 192L52 191L50 192L49 190L48 191L46 190V188H47V186H46ZM14 182H16V181H14ZM164 182H166V183H164ZM128 183H131V182L130 181L129 182L127 181V184ZM80 184H82V185H80ZM132 184H130V185H132ZM94 185L98 186V187H96V188H98V190H96L95 188L93 189V186ZM130 185H128L129 188H130ZM137 185H139V186L137 187ZM80 186L81 187L83 186V188H82L83 190L82 191L84 193H86V195H84L83 192L77 193L78 190H76V188L77 187L81 188ZM117 186L119 188H117ZM26 187H25V189H26ZM38 188H40V189H38ZM144 188L147 189V187H144ZM225 188L227 190L226 191H222ZM130 189H129V191L131 192ZM134 189H132L134 191V193L135 192L137 193L138 191H136ZM146 189H144V190L146 191ZM33 190H37V192L36 191H33ZM45 190H46L47 193L45 192ZM115 190H116V193H115ZM125 191H126V187H125ZM14 192H12V193L15 194ZM48 192H49V194H48ZM139 192H140V190H139ZM16 196L19 197V195H16ZM16 196H13V197H16ZM136 196H137V194H136ZM140 196H141V194H140ZM19 198H21V196ZM19 198H18V200H19ZM143 199H144V197L142 198V200ZM67 200L69 201L68 203H70V205L68 207L65 206V202ZM7 201H9V203L11 201V203L15 207L18 205L17 206V207H19L18 208V211H17V209H15V207L12 210V204H9L8 205L10 208L7 206L8 209L7 208H4L3 206L6 207V204H8ZM86 201H87V206L89 207V208L88 207L87 208L90 210V211H88V213L84 210V206L85 205L84 206L82 205V204H86V203H84ZM212 201L215 202V203H213ZM122 203H124V206H123ZM26 205H29V206H26ZM150 205H152V204H150ZM24 206H26V207H24ZM129 206L130 205H128V207ZM201 207H200V209H201ZM194 208H195V210H197L196 206H194ZM194 208H192V209H194ZM218 208H219V206L217 207V209ZM229 210H230V208H229ZM129 211H128V214H129ZM263 211H258L257 214H262ZM145 212H147V211H145ZM187 212H189V211H187ZM134 215H135V213H134ZM3 216L7 219V221L5 223H3V221L1 220L3 218ZM211 216H213V214ZM220 216H219V218H221ZM181 217H182V215H181ZM215 218H216V216H215ZM205 219L207 220V218H205ZM213 219L214 218H212V220ZM218 221H216V222H218ZM150 222H148V223H150ZM232 222H231V224H232ZM234 222H235V220H234ZM186 223H188V222L187 221L186 222L185 221L184 222L182 221V224L183 225H185ZM210 223H211V220H210ZM261 223L264 226V221H261ZM218 224H219L218 225L219 227H218V229H216V231L212 227L214 224L213 225L211 224L212 225V226L210 225L211 227L208 226L209 224L207 225L208 227H210L209 230H208V232L210 233V236H209L210 237L209 238L210 240H209V242L206 245L207 250L202 253L203 255H206V259L204 261L205 264H225L229 260H233V261H235L237 263L239 261V259H241V258H244V260L242 261L241 264H255L253 262V259H255L257 257V255H258V253H259L258 252L259 250H257V248H255V250L252 249V247H254L255 245L252 246L251 244H249V246L245 247V250H243V251L241 250L240 251L241 247L245 244L244 243V239H247V241L249 242L251 240V238H250L251 236L248 237L247 235H245L243 233L241 227H237L236 226L237 227L236 228L234 226L235 228L233 229V231H227V230H225V225H224L225 223H223V221H221V223L218 222ZM57 225H58V227H56ZM10 226L13 229L12 236L13 237H17L18 240L17 241L15 240L16 241V244L15 245H14L15 242H13V244H12L13 246H10L9 247V245L11 244V241H12V238L13 237L12 238L10 237L11 240H9L10 238H8V239L7 238H4L3 237V234H4L5 230H7V228L10 227ZM63 227H65V226H63ZM63 227H62V230H63ZM56 230H54V231H56ZM230 230H232V229H230ZM52 231L53 230L51 229V232ZM144 231H146V230H144ZM49 232L50 231H48V233ZM60 232H62V231H60ZM146 233H148V232L146 231ZM133 236H132V238H134L136 235L134 237ZM37 237L40 239L39 242L37 241L38 239H36ZM64 237L66 238V236H64ZM143 238H145V237H143ZM65 240H67V239H65ZM147 240L148 239H146V241ZM45 241H47V240H45ZM65 242H67V241H65ZM121 243H123V242H121ZM217 243L219 244V247L218 246H216V248L213 247L214 245H217ZM225 247L228 248V251H225L227 249V248L225 249ZM23 251H25L24 254H23ZM131 253H133V252H131ZM16 254H18V255H16ZM60 254H59V256H60ZM19 255L21 257H18ZM182 256H187V255L179 254V255L176 256L177 260L179 259L181 261ZM16 258H20L21 259V262H20V260L18 262L16 260ZM106 261H109V262L106 263ZM3 262H2V264L5 263V262L4 263ZM8 263L9 262H7V264ZM125 264H127V263H125ZM128 264H129V262H128Z\"/></svg>","mask_w":264,"mask_h":264}]
</instances>
